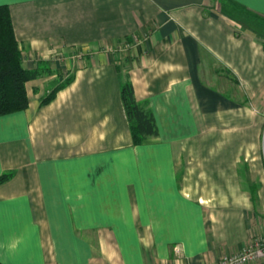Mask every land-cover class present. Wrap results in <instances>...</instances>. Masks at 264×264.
Segmentation results:
<instances>
[{"label":"crops","instance_id":"1","mask_svg":"<svg viewBox=\"0 0 264 264\" xmlns=\"http://www.w3.org/2000/svg\"><path fill=\"white\" fill-rule=\"evenodd\" d=\"M1 4L39 74L0 116V264H215L264 234V34L219 0ZM125 75L157 125L140 144Z\"/></svg>","mask_w":264,"mask_h":264},{"label":"trees","instance_id":"2","mask_svg":"<svg viewBox=\"0 0 264 264\" xmlns=\"http://www.w3.org/2000/svg\"><path fill=\"white\" fill-rule=\"evenodd\" d=\"M220 12L231 20L256 31L263 19L253 14L246 7L230 0L219 1ZM257 32V31H256ZM264 34V32H258ZM36 69H27L22 62L21 49L15 37L9 6L0 5V116L21 111L27 108L29 100L26 82L38 76ZM71 79L58 84L41 101H50L56 91L66 85ZM121 102L129 121L133 144H140L149 137L157 135V125L148 100L137 101L132 83L127 75L121 80ZM6 174L0 176V182Z\"/></svg>","mask_w":264,"mask_h":264},{"label":"built area","instance_id":"3","mask_svg":"<svg viewBox=\"0 0 264 264\" xmlns=\"http://www.w3.org/2000/svg\"><path fill=\"white\" fill-rule=\"evenodd\" d=\"M82 55L81 52L73 56ZM174 250L178 252V248ZM254 262H264V234L258 235L239 251L223 255L215 264H252Z\"/></svg>","mask_w":264,"mask_h":264},{"label":"rangeland","instance_id":"4","mask_svg":"<svg viewBox=\"0 0 264 264\" xmlns=\"http://www.w3.org/2000/svg\"><path fill=\"white\" fill-rule=\"evenodd\" d=\"M220 1V0H219ZM257 32H264V23H262L261 25H258V27H257V29H255ZM131 44L133 45V42H129V41H127V40H125V41H123L122 43H120V45H118V46H116L115 47V49L117 50V51H119V50H124V49H128V48H130L131 47ZM78 53V52H77ZM54 59H56V58H54ZM57 59H59L60 60V58H57ZM73 60H75V61H85V63H87L86 62V60H85V57H84V55H79V56H74L73 57ZM67 67H66V65L63 63V65H62V69H64V71H63V73H62V78H60V82H58V84H60V83H64L67 79H72V76H70V73L72 72V71H67V69H66ZM57 84V85H58ZM56 85V86H57ZM55 86V87H56ZM262 141H263V146H264V133H263V135H262ZM260 153H261V158H262V160H261V163H262V172H263V175H264V149H260Z\"/></svg>","mask_w":264,"mask_h":264},{"label":"water","instance_id":"5","mask_svg":"<svg viewBox=\"0 0 264 264\" xmlns=\"http://www.w3.org/2000/svg\"><path fill=\"white\" fill-rule=\"evenodd\" d=\"M260 264H264V262H261Z\"/></svg>","mask_w":264,"mask_h":264}]
</instances>
